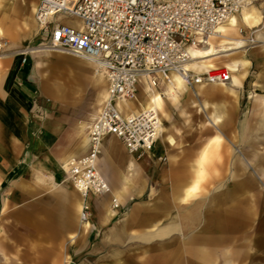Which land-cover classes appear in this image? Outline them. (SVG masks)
I'll return each instance as SVG.
<instances>
[{
    "label": "crops",
    "instance_id": "obj_1",
    "mask_svg": "<svg viewBox=\"0 0 264 264\" xmlns=\"http://www.w3.org/2000/svg\"><path fill=\"white\" fill-rule=\"evenodd\" d=\"M6 6L2 1V28ZM27 47L0 70V264H264V200L224 144L251 137L223 129L227 100L239 98L247 69L239 86L200 84L190 87L195 94L164 95L150 151L130 153L116 136L102 138L97 164L110 191L88 195L89 218L81 221L82 197L64 165L88 150L91 112L97 111L96 94L91 103L95 66L66 59L71 78L60 85L36 72L32 56L22 63ZM165 83L160 79L155 92L163 94ZM145 86H137L136 96ZM209 104L213 129L179 133L171 127L174 112L185 115L191 105L197 115ZM237 170L242 174H232Z\"/></svg>",
    "mask_w": 264,
    "mask_h": 264
},
{
    "label": "built area",
    "instance_id": "obj_2",
    "mask_svg": "<svg viewBox=\"0 0 264 264\" xmlns=\"http://www.w3.org/2000/svg\"><path fill=\"white\" fill-rule=\"evenodd\" d=\"M253 0H37L36 18L46 32L39 50L92 62L106 76L108 99L88 130V150L67 161L66 177L86 203L89 194L109 193L98 169L104 134L119 138L130 153L150 151L158 137L154 110L125 117L118 100L136 95L137 86L155 88L174 74L184 83L222 84L232 71L219 66L189 67L190 48L207 43L218 27ZM57 16V19H47ZM64 17L76 20L64 23ZM27 60V55L22 63ZM112 207L119 203L112 199ZM84 205L80 219L88 220Z\"/></svg>",
    "mask_w": 264,
    "mask_h": 264
},
{
    "label": "rangeland",
    "instance_id": "obj_3",
    "mask_svg": "<svg viewBox=\"0 0 264 264\" xmlns=\"http://www.w3.org/2000/svg\"><path fill=\"white\" fill-rule=\"evenodd\" d=\"M21 2V0H14L10 6L5 7L6 13L4 14L5 21L3 28L1 26L2 18L0 17V26L3 30V34L0 35L1 71L8 66L6 60H13L12 62H14L15 53L20 47L29 46L30 48H39L37 47L38 43H40L46 35L42 27L38 28L37 31L27 33L29 26L23 20L24 15ZM250 5L255 6V8L260 11L262 22L258 27L253 29L244 27L242 34L244 40H246L245 46L229 52V57H242L245 60L244 65H240V71L244 76L246 69L248 72L243 80L239 98L235 101L227 100L228 113L223 119V123H225L223 129L225 132L227 130H244L247 133L249 132L251 137L246 140L241 138L224 139V144L226 147V156L229 159L234 158L236 163L240 166L244 164L245 176L250 174L251 189L257 191L256 195L259 200H264V126H261L262 119H264V0H253V3L249 4V6ZM35 13L36 9L35 12H32V15L36 19ZM68 18L69 17H64L62 21L66 23ZM52 19H57V16H54ZM18 41H20L21 44L19 46H14V42ZM4 55H8V57ZM28 56H32L33 61L31 66L34 65L36 72L43 79L55 80L60 85H68L71 78L72 65L65 61L69 59L72 61L78 60L85 62L71 55L51 51L33 52V54H28L27 57ZM39 59L46 62L49 61V63L43 65L37 63ZM225 60L226 58L221 55L213 58L211 63L214 66L228 68L225 65ZM234 73L235 72L232 71V74ZM258 81L259 85L256 84ZM96 89L97 87L91 84V103L93 102L92 99L95 97ZM91 106L93 108V105ZM55 110H57V108L51 106L50 111ZM185 110V115H175L174 112V117L170 120L171 127H173L174 131L182 133L196 130L204 131L208 128H212L208 122V119L211 118L210 104L204 107L202 111L199 110L197 115L195 114V106L190 105L185 107ZM93 117L95 116L93 112H91V119H93ZM223 152V150L219 151L220 160L224 157L222 155ZM218 173L221 175L223 172L219 171ZM228 174L230 175L231 172L228 171ZM232 174L239 175L242 174V172L237 170L233 171Z\"/></svg>",
    "mask_w": 264,
    "mask_h": 264
},
{
    "label": "bare ground",
    "instance_id": "obj_4",
    "mask_svg": "<svg viewBox=\"0 0 264 264\" xmlns=\"http://www.w3.org/2000/svg\"><path fill=\"white\" fill-rule=\"evenodd\" d=\"M2 1H4L7 6H10L14 0H0V4L2 3ZM21 1H22L21 3L23 9H25V11L27 12L26 17H24V22L29 26V29L32 30L35 28L38 29L42 27L43 26L42 23H44L45 20H41V22H39V20L36 18L38 20L37 21L32 15V12H35V9L37 11L36 8L37 1L35 0H21ZM252 3L253 1H250L247 4H245L238 12L234 13L223 24H221L217 29L218 33L210 36L207 43H205L202 46L191 47L189 50L191 55V61L188 66L192 68L213 67L214 65L211 63V60L215 57H219L222 55L226 58L225 65L228 67V69L235 72L234 74H232V80L228 83H222V85L227 86V84H229L233 86H239L242 83V79L244 78V74L241 73L240 71V65H244L245 60L242 57H238V58L229 57L230 55L229 52L233 50H238L245 46L246 40H244L242 34L244 27L253 29L258 27L262 22V15L260 11L256 9L255 6L253 5L249 6V4ZM53 17L54 16H48L47 19H52ZM40 51H44V50H39V48L27 47L24 50H22L21 53L25 57L30 52L35 53ZM94 66L97 75V79L95 82V86L97 87V93H96L97 111L94 114L95 117H93L92 122L88 127V130L92 125V123L94 122V120L97 118L98 114L100 113L102 106L108 99V92L106 88L107 81H106L105 73L102 69L96 67V65ZM206 84H213V83H206ZM165 86H166V91L163 92V94L155 92L154 88L145 86L144 93L142 96L138 97L136 95H132L130 97L118 100L116 102L117 108L125 117L137 115L141 112H145L149 110H154L157 114L160 113V116L159 115L157 116L158 117L157 133L159 134L160 127L162 124V114L164 111L163 101H162L163 96L164 95L168 96L174 100L181 96L190 95V92L193 91L189 86H187L184 83L182 78L176 74L170 77V80L165 83ZM193 93L195 94L194 91ZM110 135L112 134H104L101 137L100 150H101L102 138L105 140V138H107ZM67 161L68 160H66L64 165L65 172H67L68 169ZM109 191H110V186H109ZM115 200L118 201L116 197ZM84 205H86L89 208V203H85L82 197V207H81L80 215ZM81 221H85V220L81 219Z\"/></svg>",
    "mask_w": 264,
    "mask_h": 264
}]
</instances>
